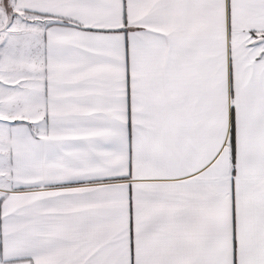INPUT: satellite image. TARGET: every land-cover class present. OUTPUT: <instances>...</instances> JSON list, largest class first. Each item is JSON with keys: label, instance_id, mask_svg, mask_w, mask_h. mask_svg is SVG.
Here are the masks:
<instances>
[{"label": "snow or ice", "instance_id": "1", "mask_svg": "<svg viewBox=\"0 0 264 264\" xmlns=\"http://www.w3.org/2000/svg\"><path fill=\"white\" fill-rule=\"evenodd\" d=\"M0 264H264V0H0Z\"/></svg>", "mask_w": 264, "mask_h": 264}]
</instances>
